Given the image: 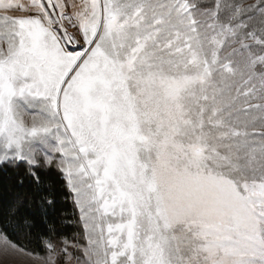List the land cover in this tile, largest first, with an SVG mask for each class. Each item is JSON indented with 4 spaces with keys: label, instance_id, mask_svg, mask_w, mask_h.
<instances>
[{
    "label": "snow or ice",
    "instance_id": "1",
    "mask_svg": "<svg viewBox=\"0 0 264 264\" xmlns=\"http://www.w3.org/2000/svg\"><path fill=\"white\" fill-rule=\"evenodd\" d=\"M0 172V264H264V0H0Z\"/></svg>",
    "mask_w": 264,
    "mask_h": 264
},
{
    "label": "trees",
    "instance_id": "2",
    "mask_svg": "<svg viewBox=\"0 0 264 264\" xmlns=\"http://www.w3.org/2000/svg\"><path fill=\"white\" fill-rule=\"evenodd\" d=\"M10 173L0 172V213L7 214L9 209V202L12 199L13 189L10 187L9 180ZM50 179L53 182V187L56 189V204L53 208L48 209L50 218L63 220L62 224L57 225L65 235L79 236L82 234V226L79 221V214L72 202L71 197H66V190L62 186V182L56 178L55 174H51ZM25 209L28 211H36L39 213V208L36 204L28 202L25 204ZM23 245H25V252L34 256H43L45 253L42 249L37 247L35 236L24 237L23 234L19 236ZM29 241H32L29 243Z\"/></svg>",
    "mask_w": 264,
    "mask_h": 264
},
{
    "label": "rangeland",
    "instance_id": "3",
    "mask_svg": "<svg viewBox=\"0 0 264 264\" xmlns=\"http://www.w3.org/2000/svg\"><path fill=\"white\" fill-rule=\"evenodd\" d=\"M76 210L79 214V211L77 208H76ZM81 226H82V223H81ZM82 230H83V228H82ZM36 257H38V256L31 255V254L26 253L24 251L22 254H18L15 257L11 258L9 264H13V262H14V264H35Z\"/></svg>",
    "mask_w": 264,
    "mask_h": 264
}]
</instances>
